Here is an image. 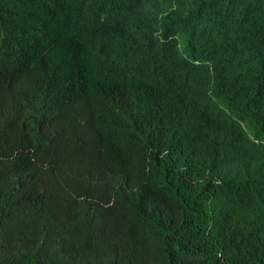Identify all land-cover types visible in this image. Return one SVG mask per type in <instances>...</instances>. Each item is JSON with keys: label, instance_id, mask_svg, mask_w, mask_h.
<instances>
[{"label": "trees", "instance_id": "16d2710c", "mask_svg": "<svg viewBox=\"0 0 264 264\" xmlns=\"http://www.w3.org/2000/svg\"><path fill=\"white\" fill-rule=\"evenodd\" d=\"M0 264H264V0H0Z\"/></svg>", "mask_w": 264, "mask_h": 264}]
</instances>
